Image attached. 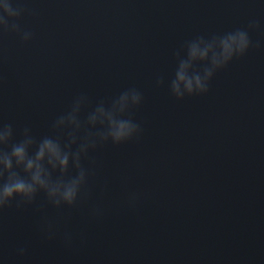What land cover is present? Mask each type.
<instances>
[{
	"label": "water",
	"instance_id": "obj_1",
	"mask_svg": "<svg viewBox=\"0 0 264 264\" xmlns=\"http://www.w3.org/2000/svg\"><path fill=\"white\" fill-rule=\"evenodd\" d=\"M13 2L32 38L0 31V124L14 133L0 151L25 129L36 140L64 138L54 122L79 97L85 123L96 106L133 90L141 103L124 118L140 134L89 150L74 206L57 208L38 192L0 209L3 264H264V4ZM236 30L248 32L249 51L217 71L205 94L176 98L189 45Z\"/></svg>",
	"mask_w": 264,
	"mask_h": 264
},
{
	"label": "clouds",
	"instance_id": "obj_2",
	"mask_svg": "<svg viewBox=\"0 0 264 264\" xmlns=\"http://www.w3.org/2000/svg\"><path fill=\"white\" fill-rule=\"evenodd\" d=\"M264 4V0H259ZM23 10L14 6L13 0H0V31H12L30 40L31 33H21L17 21ZM253 22L250 27H256ZM248 32L236 30L210 41L194 42L188 47V59L181 60L172 82L171 91L178 99L196 94H205L214 74L229 65L235 58L243 57L250 49ZM197 63L209 65L203 75H189ZM86 100L79 97L70 110L54 122V129L63 132L59 136H44L36 140L28 129L23 138L12 143L10 151H0V209L20 200L31 203L38 192L46 194L55 207L74 206L82 195L88 180V171L82 166L89 150L98 143L111 142L116 145L131 141L140 134L139 126L130 118H124L130 106H139L141 96L136 91L124 92L113 101L110 108L100 104L90 111L85 123L80 113ZM100 129L95 134L88 129ZM86 135L81 138L80 133ZM13 127L0 124V147L7 146L13 138ZM21 169L24 175L18 174ZM75 169V174L70 172ZM58 173L57 178L53 174ZM131 200L135 196L130 197ZM66 239H69L66 237ZM23 254V249L19 250ZM0 264L3 260L0 259Z\"/></svg>",
	"mask_w": 264,
	"mask_h": 264
}]
</instances>
